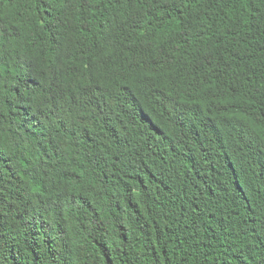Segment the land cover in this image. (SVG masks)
Listing matches in <instances>:
<instances>
[{"label":"trees","instance_id":"obj_1","mask_svg":"<svg viewBox=\"0 0 264 264\" xmlns=\"http://www.w3.org/2000/svg\"><path fill=\"white\" fill-rule=\"evenodd\" d=\"M0 264H264V0H0Z\"/></svg>","mask_w":264,"mask_h":264}]
</instances>
